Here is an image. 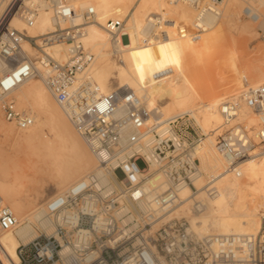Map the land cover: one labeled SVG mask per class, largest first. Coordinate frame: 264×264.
<instances>
[{"label":"bare ground","instance_id":"1","mask_svg":"<svg viewBox=\"0 0 264 264\" xmlns=\"http://www.w3.org/2000/svg\"><path fill=\"white\" fill-rule=\"evenodd\" d=\"M73 2L81 10L93 6L96 11L95 19L86 24L83 36L95 59L90 68L79 74L77 84L91 83L95 97H101L113 90L116 79H119L116 89L128 88L136 92L150 111L148 121L156 123L157 133L161 136L171 131L169 123L179 117L190 121L200 135H205L202 144L197 147L202 169V173L195 177L198 191L193 193L188 184L180 186L179 194L183 201L168 217H185L189 227L197 234L210 236L213 250L228 251L225 257L232 261L245 260L249 239L258 233L261 226L259 213L263 208L262 215L264 210V150L255 149L243 158L238 167L239 173L227 171V159L216 146V136L225 121L223 97L234 90H238L233 96L239 104V120L245 122L253 136L259 127L260 116L247 105L243 94L264 80V48L248 49V38L255 26L239 22L242 21L243 8L249 5L260 14L259 25H264V0H258L257 8L254 0H223L217 10L206 11L201 16L185 0ZM156 15H160L161 21L165 19L166 23H155ZM173 15H177L178 21H174ZM110 18H122L125 23L128 20V30L126 24L124 28L126 37L118 44L112 41L111 33L106 29ZM81 19L79 15L76 21ZM229 19H236L237 23L229 22L227 25L226 20ZM61 22L67 23L66 20ZM14 23L19 28L25 26L21 18H15ZM199 26L202 27L201 32H197ZM229 26L232 28L230 31ZM54 27L52 11L43 7L29 31L45 32ZM151 30L159 36H167L172 31L176 35L164 39L163 44L158 37H147ZM221 41L231 45V60L239 62L232 71L212 69L214 75L209 77L208 67L197 69L190 63L196 58L193 57L194 52L207 48L220 49ZM25 46L29 47L28 44ZM69 47L59 43L50 46L49 51L56 58L65 59ZM111 47L121 52L119 64L110 56ZM6 66L10 64L0 61L1 68L6 69ZM11 95L20 108L34 117V123L29 128L16 131L0 115V129L18 149L22 148L28 157L31 156L27 159L31 168L18 175L21 179L19 183H9L0 178L1 204L7 205L4 202L6 198L9 202L7 206L18 219V224L12 229L4 230L0 226V252L10 260L19 261L18 246L40 235L35 225L50 236L69 211L67 206H63L52 214L48 206L52 200L65 199L76 185L80 188L84 183L94 182L98 187L111 188L112 176L100 165L89 144L75 129L66 110L42 78L26 80ZM164 101L171 104L169 111L162 106ZM154 140V134L145 140L143 151L148 158H151ZM2 161L0 172L6 171ZM159 176L152 175L144 184L147 193H151ZM208 176L215 178L213 192L208 191L205 183ZM48 186L56 191L44 201L40 196ZM24 188L27 189L25 194ZM39 203L36 209L29 211ZM71 252L72 247L64 245L62 254L65 258H69ZM51 264L60 262L55 260Z\"/></svg>","mask_w":264,"mask_h":264},{"label":"built area","instance_id":"2","mask_svg":"<svg viewBox=\"0 0 264 264\" xmlns=\"http://www.w3.org/2000/svg\"><path fill=\"white\" fill-rule=\"evenodd\" d=\"M4 1L0 0V5ZM185 1L201 16L217 10L223 0ZM43 7L52 11L55 27L31 33L29 28L35 25ZM79 15L82 19L76 21ZM95 15L93 6L81 10L73 0H8L0 8V61L10 64L7 69L0 67V109L4 117L19 129L34 123V117L18 106L11 93L32 77L42 78L100 165L112 176L111 188L84 183L80 188L76 185L65 199L52 200L48 205L52 214L63 206L69 209L55 233L48 236L42 232L30 242L21 243L17 248L19 261L0 252V264H51L55 260L60 264H264V210L260 229L250 237L242 261L229 260L226 250H213L210 236L197 234L185 217H168L183 201L180 186L188 184L193 193L198 191L195 177L202 169L197 147L205 135L179 117L169 123L171 131L161 136L156 123L148 121L150 111L134 90L113 89L95 97L91 83L77 84L79 74L95 59L83 41L85 26ZM159 16H155V23L162 22ZM242 17L254 23L261 18L249 5L243 8ZM15 18H21L25 26L17 27ZM125 24L122 18L107 20L106 29L115 44L126 37ZM201 31L199 26L197 32ZM258 32L264 40V26L258 27ZM59 43L70 46L65 59L49 51ZM112 54L121 59L117 49ZM243 98L260 116L256 135L251 136L245 122L239 120V104L231 95L222 102L225 121L216 136V146L227 159L226 170L237 173L240 161L255 144L264 143V80L246 91ZM151 134L155 140L148 158L143 148ZM139 160L144 167L139 166ZM117 169L122 170L123 178L117 176ZM156 174L160 176L149 194L143 186ZM214 181V176L206 178L209 192L215 191ZM1 198L0 226L12 229L18 219L10 207L1 204ZM66 244L72 247L69 258L62 254Z\"/></svg>","mask_w":264,"mask_h":264},{"label":"rangeland","instance_id":"3","mask_svg":"<svg viewBox=\"0 0 264 264\" xmlns=\"http://www.w3.org/2000/svg\"><path fill=\"white\" fill-rule=\"evenodd\" d=\"M254 6L257 8L258 5L256 3H258V0H254ZM246 4V3H245ZM244 4V6H245ZM256 4V5H255ZM262 10H264V8H262ZM263 12V11H262ZM262 17L264 16V12L262 13ZM173 19L174 21H178L177 15H173ZM241 20L239 22V24L241 25H254L255 26V30L253 31L252 36H249L248 38V49L250 51H252V49H256L258 47L260 48H264V40L260 37V34L258 32V27L260 26H264V25H259V23H254L251 21H248L245 18H242L241 16ZM226 24L228 25L229 22L231 24L233 23H237L236 19L233 20H226ZM166 20L163 19L161 24H165ZM63 24V23H62ZM67 23H64L63 25H65ZM126 30L127 27H129L128 25V20L126 21ZM229 31L232 29L230 28V26L228 27ZM175 32L172 31L169 35L165 36H159L155 30H151L149 31L147 37H158L161 40H163V44H164V39L168 38V37H173L175 36ZM260 43V44H258ZM263 44V45H261ZM260 45V46H259ZM111 46V45H110ZM220 49H215V48H207L203 51H196L193 54V57H196L195 59L190 60V63L193 64V66L197 69H203L205 67H208L209 69V77H211L213 74V72L211 71L212 69H216L219 70L221 72V70H228V72L232 71L236 65L239 64L238 61H232L231 57H232V49H231V45L225 41H221L220 42ZM256 47V48H255ZM251 48V49H250ZM114 49V47H111V49L109 50V52H112V50ZM248 50V52H249ZM121 54V52H120ZM114 61L116 63H120V59L118 57H116L115 55L111 54L110 55ZM249 57V56H248ZM244 62V61H242ZM9 68L8 66H6V69ZM178 70V69H177ZM176 70V71H177ZM119 79H116V82L114 83V89H116L117 87V82ZM128 89V88H125ZM238 90H234V91H230L228 93H226V96H224L223 98H226L228 96H233ZM162 106L164 107V109L167 111L170 110L171 104L168 101H164L162 103ZM197 106V105H196ZM3 113V112H2ZM0 112V115L2 116V118L4 119V121L8 124V125H12L14 127V130L16 131H20V129L17 128V126L8 121L5 117L4 114H2ZM260 122V121H259ZM259 126V123H258ZM251 136H253L250 133ZM14 142H12L11 138H8L5 134L4 131H2L0 129V154H1V158L0 161H2L1 163L4 164L2 167L6 168V171L0 172V178L7 180L9 183H14L17 184L21 181L20 177L18 175H22L23 172L25 171H29L31 167H29L31 165L30 161L27 159H30L31 156L28 157V155H26V153L22 150V148L18 149V146H15L13 144ZM264 150V144L259 143V144H255V146L253 147V149L251 150V153L255 150ZM24 153V154H23ZM11 159V160H10ZM30 164V165H29ZM138 164L140 167H144V162L142 160L138 161ZM3 173V174H2ZM116 174L119 178H123L124 174L122 172L121 169H117ZM18 176V177H17ZM4 177V178H3ZM47 183L49 184L50 182L47 181ZM49 188V189H48ZM26 188L23 189V193H26ZM56 189H54L52 186H48L47 189L41 193V199L46 201L47 199L51 198L54 193H55ZM4 202L9 205V202L7 201L6 198H4ZM40 205L37 204L36 206L32 207L29 211H32L34 209H36L38 206ZM263 209V208H262ZM261 209V211H262ZM260 211V213H261ZM259 213V218H261V214ZM36 229L38 230L39 233H45L40 227L39 225H35Z\"/></svg>","mask_w":264,"mask_h":264}]
</instances>
